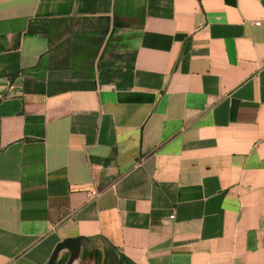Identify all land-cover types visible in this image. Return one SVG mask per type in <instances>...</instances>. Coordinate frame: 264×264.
<instances>
[{"label":"crops","instance_id":"0c3cea01","mask_svg":"<svg viewBox=\"0 0 264 264\" xmlns=\"http://www.w3.org/2000/svg\"><path fill=\"white\" fill-rule=\"evenodd\" d=\"M95 234L264 264V0H0V264Z\"/></svg>","mask_w":264,"mask_h":264},{"label":"water","instance_id":"95a60500","mask_svg":"<svg viewBox=\"0 0 264 264\" xmlns=\"http://www.w3.org/2000/svg\"><path fill=\"white\" fill-rule=\"evenodd\" d=\"M89 247H104L115 249L104 237L95 234L91 236H68L64 237L53 246L45 264H55L62 250L67 252L63 264H73L84 249Z\"/></svg>","mask_w":264,"mask_h":264},{"label":"trees","instance_id":"16d2710c","mask_svg":"<svg viewBox=\"0 0 264 264\" xmlns=\"http://www.w3.org/2000/svg\"><path fill=\"white\" fill-rule=\"evenodd\" d=\"M67 256V252L64 250L59 253L55 264H63ZM89 256L92 258L93 264H125L127 259L116 249L104 248V247H89L84 249L80 254L83 258Z\"/></svg>","mask_w":264,"mask_h":264},{"label":"rangeland","instance_id":"374dc122","mask_svg":"<svg viewBox=\"0 0 264 264\" xmlns=\"http://www.w3.org/2000/svg\"><path fill=\"white\" fill-rule=\"evenodd\" d=\"M75 264H93V262L92 258H90L89 256L81 258L79 255V258L76 259Z\"/></svg>","mask_w":264,"mask_h":264},{"label":"bare ground","instance_id":"6f19581e","mask_svg":"<svg viewBox=\"0 0 264 264\" xmlns=\"http://www.w3.org/2000/svg\"><path fill=\"white\" fill-rule=\"evenodd\" d=\"M73 264H75V263H73Z\"/></svg>","mask_w":264,"mask_h":264}]
</instances>
